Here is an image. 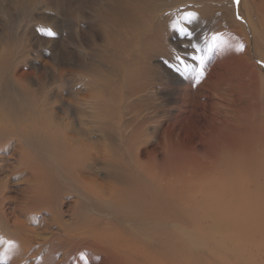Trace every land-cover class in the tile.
<instances>
[{
    "label": "rangeland",
    "instance_id": "374dc122",
    "mask_svg": "<svg viewBox=\"0 0 264 264\" xmlns=\"http://www.w3.org/2000/svg\"><path fill=\"white\" fill-rule=\"evenodd\" d=\"M134 5L146 9L143 17L156 31L150 29L157 46L146 59L139 57V64L128 24L135 26L129 15ZM190 13L191 23L185 19ZM177 22L191 35H181ZM213 36L220 39L214 42ZM258 51L264 54V0H0V92L43 104L42 115L60 132L59 123L69 124L70 131L62 133L80 141L75 163L62 146H38L25 170L14 159L0 158V264H44L48 252L50 264H113L100 252H88L76 263V250L56 248L69 234L66 228L94 219L118 227L111 234L116 239L108 238L119 254L115 264H175L183 243L190 250L183 246L188 251L182 259L190 251L191 256L176 264L263 263L264 59ZM177 56L188 65L186 72ZM195 56H202L203 64ZM248 60L260 76L250 73ZM138 66L148 70L146 82L136 80ZM38 136L39 144L45 138L52 142ZM16 143L5 155L13 154ZM145 169L153 173L146 181L183 176L184 187L175 194L179 206L172 193L153 204L161 210L157 218L181 212L180 227L161 218L159 226L156 219L143 229L135 218L112 219L120 213L116 201L123 189L143 178L138 170ZM37 177L49 180L47 205L32 198ZM135 200L132 205L139 207ZM131 210L123 208L125 214ZM20 237L31 243L25 256L14 247ZM167 242L177 248L175 256Z\"/></svg>",
    "mask_w": 264,
    "mask_h": 264
},
{
    "label": "bare ground",
    "instance_id": "6f19581e",
    "mask_svg": "<svg viewBox=\"0 0 264 264\" xmlns=\"http://www.w3.org/2000/svg\"><path fill=\"white\" fill-rule=\"evenodd\" d=\"M247 3H245V5H246ZM244 6V5H243ZM247 6V5H246ZM132 8V9H131ZM130 9H131V11H130V18H131V21L135 24V26H132V24H131V22H128V24L131 26V28H133L132 29V32L134 33V35H133V39H134V46H135V50H136V58H135V64H139V57H144L145 59L147 58V55H149V52L153 49V48H155L157 45L155 44V42L154 41H156V34H153L152 32H154V33H156V31H155V28L153 27V23H149L147 20H145L144 19V14L145 13H147V11H146V9H143V10H141L140 11V8L139 7H137V5L135 6H131L130 7ZM153 10V9H152ZM151 10V11H152ZM149 15L150 14H152L151 12L150 13H148ZM147 14V15H148ZM150 19V18H149ZM158 26V25H157ZM252 26V25H251ZM127 27V26H126ZM151 28H153L154 30L151 32L150 31V29ZM125 28L123 27V25H121V32L124 30ZM146 31H150V34L151 35H149V32H148V34L146 33ZM123 39V38H122ZM120 40V39H119ZM123 41V40H122ZM131 41V40H130ZM133 41V40H132ZM258 40H256L255 41V48L257 47V42ZM125 42H127V40L125 41ZM119 43V42H118ZM123 44V43H122ZM126 44V43H125ZM131 45V44H130ZM124 46H126V45H124ZM134 46H133V48H134ZM130 47V46H129ZM121 48V47H120ZM160 48V47H159ZM158 49V48H157ZM157 49H156V51H157ZM138 50H140L139 52H137ZM153 53V52H152ZM258 56L259 57H261V58H263L264 59V54L262 53V52H260V51H258ZM145 59H143V60H145ZM250 65V68L252 67L253 68V70H252V72H251V70H250V73L252 74V75H254V76H260L259 75V70L258 69H256L255 68V66L248 60V62H247V65ZM136 68V67H135ZM134 68V69H135ZM249 68V69H250ZM133 69V70H134ZM133 73V72H132ZM135 78H136V80H139L140 82H146L147 80H148V77H149V74H148V70L147 69H143V68H139V66H138V68L136 69V72H135ZM256 78H258V77H256ZM260 80H262L263 81V84H264V80L262 79V77L260 76ZM27 96H25L24 98H22V96L20 97L21 98V102L20 101H18V100H16V98L15 97H13V96H11V94H10V92L9 91H5V92H3V90H1V92H0V158L2 159V161H6L7 162V160L8 159H14L15 160V162L16 163H18V166L20 167H18V169H20V170H25V167L28 165L29 166V164H31V162H32V158H31V155H30V152L32 151V150H37V147L38 146H45V147H49V148H51V149H53L54 147H57V146H62V149H63V151H65V154L66 153H68L67 154V158H69L71 161H72V157H73V155H75L77 152V145L78 144H80V141H78L79 139H75L74 138V136H70V135H68V137H66L67 135H64L63 133L64 132H66V133H68L69 131H70V125L69 124H61V123H59L58 124V126L60 127V129H61V132H60V130H59V128L55 125V124H53L51 121H49L48 119H46L43 115H42V113L44 112V110H43V108H42V106H44L43 104H41V103H38L36 100L35 101H32V99H31V101H27V99L28 98H26ZM18 99V98H17ZM42 110H43V112H42ZM51 118V117H50ZM63 132V133H62ZM65 133V134H66ZM38 134L39 135H41V134H44V135H47V136H49V137H52V142H51V140H49L48 138H45L40 144H39V136H38ZM70 134V133H69ZM60 139H64L65 141H63L62 140V143L63 144H61V140ZM11 140H13L12 142H11ZM2 141H4V143L3 144H1V142ZM84 141V140H83ZM13 142H17L16 143V148L14 149V151H13V154H11V155H5L6 153H8L10 150H11V144L13 143ZM65 142V143H64ZM83 143V142H82ZM85 143V142H84ZM83 143V144H84ZM83 144H82V146H83ZM76 145V146H75ZM79 147V146H78ZM84 147H85V144H84ZM55 149V148H54ZM76 152V153H75ZM5 155V156H4ZM78 155V154H77ZM74 161V160H73ZM72 161V162H73ZM74 163H75V161H74ZM69 164V163H68ZM6 164H4L3 166H2V168L5 166ZM26 165V166H25ZM68 166V165H67ZM143 167V166H142ZM27 170V169H26ZM15 171H17V168H16V170ZM14 171V172H15ZM138 171H140L141 172V174L143 175V178H141V177H138V179H136L135 178V180H132V181H130V182H128L127 184V186L123 189V193L124 194H120L121 196H123L122 197V199H120V200H117L116 202L119 204H117L116 205V207H117V209H119L120 210V213H115V216L112 218L113 220H114V222L116 221V223H118L119 221H120V219L123 221V222H128V221H132L133 222V218H135V219H137V220H139V222H140V224H141V228L143 229V227H145L146 228V226H148V228H149V226L152 224V223H155L156 222V219H157V222L156 223H158V226L160 225L159 224V218H161L162 220H160V222H165L167 225L170 223V222H172L171 224H174L175 223V226H177V227H180V223H182V222H184V221H182V217H181V219H180V217H179V215L181 214V212H180V214L179 215H176V216H178V217H176V216H170V215H165L164 217H163V215H162V217H159V218H157L158 216V213L159 212H161V210L158 208V207H156V206H153V204L155 203V202H158V200L159 199H161L163 196H164V198L168 195H170V193H172L173 194V198H174V203L176 204L175 206L177 207V206H179V204H180V202H181V197L180 196H178V195H175V194H178L179 192H181L182 191V187H184V185H183V176L182 175H180L179 173L178 174H176L175 176H174V178H151L150 180H148V181H146V179L147 178H145V177H148V176H150V175H152L153 173L151 172L152 170L151 169H145V171L143 170V173H142V171L141 170H138ZM21 172V171H20ZM19 172V173H20ZM19 173H17V174H19ZM127 175V174H126ZM149 178V177H148ZM40 178L39 177H37L36 178V180H39ZM251 181H252V179H250ZM145 181V182H144ZM1 183V182H0ZM49 184V180H46V178H41L40 179V182L39 183H36L35 184V186L33 187V188H31L30 187V189H31V193H32V198L34 199V201H38V202H42L43 204H45V205H47L48 204V199H49V192H47V190H46V186H49L48 185ZM185 184V183H184ZM193 184V183H192ZM123 186H124V184H123ZM188 186H190V185H188L187 184V188H188ZM171 194V195H172ZM127 195V196H126ZM170 195V196H171ZM169 198V200L171 199V201H172V198H170V197H168ZM125 199V200H124ZM137 200V201H139L138 203L140 204V206L139 207H134L133 205H132V200ZM211 199V198H210ZM213 199V198H212ZM211 199V200H212ZM124 200V201H123ZM135 200V201H136ZM168 200V199H167ZM121 202H123V203H121ZM165 202V201H164ZM162 202L163 203V206H164V204L167 202ZM203 202V201H202ZM206 202H208V201H206ZM170 203V202H169ZM173 203V202H172ZM174 203H173V206H174ZM212 203V202H211ZM219 203H222V202H220L219 201ZM225 203V205H228V204H226L227 202H224ZM160 204H161V202H160ZM160 204L159 205H157V206H160ZM166 204H168V203H166ZM214 205V204H213ZM222 205H224L223 203H222ZM220 206V205H219ZM218 206V208H220ZM166 207V206H165ZM168 207V206H167ZM170 207V206H169ZM168 207V208H169ZM211 207H213V206H211ZM222 207V206H221ZM227 207V206H226ZM123 208H126V209H128V210H131L132 212L130 213V214H125L124 212L125 211H123ZM121 209H122V211H121ZM164 209V208H163ZM163 209H162V211H163ZM171 209H172V207H171ZM191 209V208H190ZM215 209V208H214ZM167 210H169V209H167ZM176 210V209H175ZM166 211V210H165ZM170 211V210H169ZM179 211V210H178ZM190 211V210H189ZM219 211V210H218ZM164 212V211H163ZM173 212V211H172ZM176 213H177V211H175ZM188 212V211H187ZM192 212V211H191ZM216 212V211H215ZM214 211L212 212V214L213 213H215ZM137 214V217H135L136 215L135 214ZM174 213V212H173ZM199 214V213H198ZM217 215V217H218V214H216ZM213 218H215V214H213V215H211ZM175 217H176V219H175ZM224 217V216H223ZM204 218H205V216H204ZM228 218V217H227ZM194 219V218H193ZM179 220V221H178ZM183 220H185V218H183ZM216 220V219H215ZM221 220H222V218H221ZM229 220V219H228ZM87 221H89V220H87ZM182 221V222H181ZM186 221V220H185ZM231 221V220H230ZM227 222L228 224L230 223V224H232V221L231 222ZM86 221H83L82 220V224H81V222H77V223H80L77 227L75 226V229H73L72 228V230H70V231H67V229L69 228H66V232H69V234H67L66 232H64V233H66L65 234V240H64V242L62 243V244H58V245H56L55 247L56 248H61V247H64L65 249H67V247H69L70 248V250H71V252H72V250L73 251H75L76 250V254H77V256L78 257H76L77 258V260H76V263L78 262V260L80 261L81 259H80V257L81 256H83V258H85L86 256H87V254H88V252L90 253V254H92L93 255V252H97V253H104V254H106L107 255V257L108 258H110L111 260H112V262H113V264H115L116 262H117V260H115L116 258V256L117 255H119V254H117V251L116 250H114V248H112V244H110V239H108L110 236H111V234H113L112 232L114 231V232H116V233H118V227L117 226H115L113 223H110V222H108L106 225H103L102 224V222H101V219L100 220H97V219H94L93 221H90V222H88V224H87V222L85 223ZM198 222V221H197ZM210 222V221H209ZM216 222H219V220L217 221H215V225L217 224ZM224 222H225V220H224ZM223 222V223H224ZM206 223V222H205ZM221 223V222H220ZM208 224V223H207ZM210 224V223H209ZM222 224V223H221ZM226 224V223H225ZM224 224V225H225ZM228 224H226L225 226H223L222 228L223 229H226V227H228L229 225ZM103 225V226H102ZM163 225V224H162ZM161 225V226H162ZM170 225V224H169ZM188 225V224H187ZM190 225V224H189ZM203 225H205V224H203ZM218 225V224H217ZM228 225V226H227ZM234 225V224H233ZM232 225V226H233ZM194 226V225H193ZM196 226H197V224H196ZM221 226V225H220ZM163 227H165V226H163ZM204 227V226H203ZM225 227V228H224ZM116 228H117V230H116ZM158 228V227H157ZM161 228V227H160ZM165 228H167V227H165ZM189 228V227H188ZM187 228V229H188ZM207 228V227H206ZM218 228V227H217ZM231 228V227H230ZM65 229V228H64ZM191 229V228H190ZM200 229V228H199ZM213 229V228H212ZM219 229H220V227H219ZM229 229V228H228ZM232 229V228H231ZM250 229V228H249ZM255 229V228H254ZM116 230V231H115ZM159 230H161V229H159ZM234 230V229H233ZM256 230V229H255ZM262 230V229H261ZM260 230V231H261ZM144 231V230H143ZM145 231H147V230H145ZM155 231V230H154ZM167 231V230H166ZM191 231V230H190ZM252 232L251 233H253L254 232V230H251ZM71 232V233H70ZM176 231H174V236H173V239H174V237H175V234L177 235V232L175 233ZM233 232H235V231H233ZM244 232H248V231H246V230H244ZM262 232V231H261ZM63 233V234H64ZM152 233V232H151ZM166 233H168L169 235H170V233L169 232H166ZM171 233H173V232H171ZM198 233H200V232H198ZM178 234H179V232H178ZM181 234H183V233H181L180 232V235ZM206 233H204V235H205ZM246 234V233H245ZM254 234V233H253ZM114 235H116V234H114ZM164 235H167V234H164ZM188 235V234H187ZM201 235H203L202 233H201ZM252 235V234H251ZM262 235V234H261ZM168 236V235H167ZM185 236V235H184ZM207 236V235H206ZM206 236H202V237H206ZM211 236V235H210ZM259 236V235H258ZM113 237H115V236H111L110 238H113ZM116 237H117V235H116ZM116 237H115V239H116ZM120 237V236H119ZM130 237V236H129ZM154 237V236H153ZM178 237H180V236H178ZM262 237H263V235H262ZM261 237V238H262ZM182 239L181 240H183V236L181 237ZM251 238V237H250ZM254 238V237H253ZM56 239V238H55ZM118 239V238H117ZM120 239V238H119ZM197 239V238H196ZM208 239V238H207ZM233 239H235V238H232V242H233ZM252 239V238H251ZM250 239V240H251ZM59 240V239H58ZM60 240H61V238H60ZM78 240V241H77ZM109 240V241H108ZM181 240L179 239V245H180V243H181ZM185 240H186V237H185ZM198 240H200L199 238H198ZM228 240V239H227ZM230 240V239H229ZM62 241V240H61ZM112 241H115L114 239H112ZM111 241V242H112ZM123 241V240H122ZM184 241V240H183ZM188 241V240H187ZM231 241V240H230ZM248 241V240H247ZM25 240L22 238V237H20V240L18 239V240H16L15 241V243L16 244H20V245H18V246H14V247H19L18 248V250H19V252H22V254L25 256L27 253H28V244H29V242H28V240L25 242ZM55 242H56V240H55ZM109 242V243H108ZM128 242V244H131V241H127ZM126 242V240H125V242L124 243H127ZM173 242V241H172ZM175 242V241H174ZM234 242H235V240H234ZM243 242H244V240H243ZM14 243V244H15ZM108 243V244H107ZM123 242H122V245H125ZM183 243V242H182ZM188 242H185V244H187ZM216 244H217V242H215ZM231 243V242H230ZM13 244V243H12ZM31 244V243H30ZM29 244V245H30ZM53 244V243H52ZM120 244V243H119ZM163 244V243H162ZM166 244V243H165ZM167 244H168V242H167ZM177 244V243H176ZM184 244V243H183ZM182 244V248L179 250L178 249V251H180L181 252V250L183 249V245ZM190 244V243H189ZM189 244H188V246H189ZM213 244H214V242H213ZM215 244V245H216ZM219 244V243H218ZM218 244H217V246H218ZM234 244V243H233ZM237 244H239V243H237ZM237 244H234V245H236L237 246V249H239V247H241V246H239V245H237ZM244 244V243H243ZM50 245V244H49ZM169 246L171 245L170 243L168 244ZM173 245V244H172ZM178 245V244H177ZM223 245V244H222ZM225 245V244H224ZM222 246V249H223V247H226V245L225 246ZM233 245V246H234ZM240 245H242L241 243H240ZM262 245H263V243H262ZM21 246H22V248H24V246H26V248L23 250V251H21ZM119 246V245H118ZM128 246V245H127ZM126 245H125V247H127ZM162 246H164V245H162ZM165 246H167V245H165ZM232 246V245H231ZM232 246V247H233ZM239 246V247H238ZM247 246V245H246ZM250 246V245H249ZM249 246H248V248H249ZM264 246V245H263ZM50 247V246H49ZM124 247V246H123ZM129 248H130V246H128ZM168 247V246H167ZM170 247H172V246H170ZM174 247V246H173ZM172 247V248H173ZM185 248H186V246H184ZM205 247H207V246H205ZM219 247V246H218ZM242 247H244L245 248V246L243 245ZM68 248V249H69ZM171 248V249H172ZM207 248H209V247H207ZM215 248V247H214ZM221 248V247H220ZM236 248V247H235ZM11 249V248H10ZM176 249L177 248H175L174 247V253H172V256H175V252H177L176 251ZM186 249H189L190 250V248H186ZM186 249H185V252H184V249H183V251H182V253H178V255L179 254H181V260H178V261H180V262H182L183 260H186V259H188L187 258V256L189 255V256H191L190 255V252H189V254L187 253V255L186 254H184L183 256H186V257H184L185 259H182V254L183 253H186L187 251H186ZM210 249V248H209ZM246 249H247V247H246ZM246 249H244V250H246ZM252 249V248H251ZM223 250H227V249H223ZM250 250V249H249ZM253 250V249H252ZM255 250V249H254ZM261 249H259V251H260ZM120 251V250H119ZM213 251V250H212ZM248 251V250H247ZM251 251V250H250ZM256 251H258V250H256ZM258 251V253L260 254V252ZM263 251H264V248H263ZM35 252H37V250L35 251ZM51 252H53V251H51ZM173 252V251H172ZM209 252V254H210V251H208ZM216 252V251H215ZM249 252V251H248ZM121 253H125V252H121ZM168 253V252H167ZM169 253H170V250H169ZM212 253V255H213V257H217V255L216 256H214V254H216V253H218V252H216V253H213V252H211ZM240 253H241V251H240ZM253 253V252H252ZM256 253V252H255ZM38 254V253H37ZM174 254V255H173ZM220 254V253H219ZM246 254V253H245ZM262 254V253H261ZM260 254V255H261ZM54 255V254H53ZM63 255H64V259L62 260V263L65 261V259H66V256H67V254L66 253H63ZM128 255V254H127ZM171 255V254H170ZM169 255V256H170ZM244 255V254H243ZM251 255H254V253L253 254H250V256ZM257 255V254H256ZM46 259H45V261H44V264H50L51 263V259H49L50 257H52V254L51 253H47L46 255ZM198 256V255H197ZM197 256H196V258H197ZM247 256V255H246ZM54 257V256H53ZM126 254H125V259H126ZM129 257H130V255H129ZM199 257V256H198ZM223 257H224V255H223ZM223 257H217V259H219V261H220V259L221 258H223ZM128 258V257H127ZM176 258V257H175ZM191 257H189V259H190ZM200 258V257H199ZM253 258L255 259V257L253 256ZM260 258V257H259ZM170 259V258H169ZM173 259V258H172ZM192 259L193 258H191V260L190 261H192ZM202 259V261H203V259H205V258H201ZM226 259H227V257H226ZM241 260H242V257L240 258ZM247 260L246 261H248V258H246ZM128 260V259H127ZM131 260V259H130ZM167 260V259H166ZM174 260V259H173ZM223 260H225V257H224V259ZM222 260V261H223ZM228 260V259H227ZM252 260V259H251ZM259 260V259H258ZM119 261H121L120 259H119ZM169 261V260H168ZM188 261V263H185V264H190V263H193V262H190L189 263V260H187ZM198 261H200V259H198ZM205 261H207V262H205ZM212 261V260H211ZM232 261V260H231ZM243 261H245V260H243ZM261 261H263V260H261ZM155 262V261H154ZM154 262H151V263H153V264H156V263H154ZM170 262V261H169ZM167 263V264H170V263ZM180 262H175V264L176 263H180ZM208 262H209V260L208 259H205L204 260V262H202V263H206V264H208ZM260 262V261H259ZM258 262V263H259ZM102 263V262H101ZM100 263V264H101ZM121 263V262H120ZM164 264H166L165 263V260H164V262H163ZM162 263V264H163ZM198 263H200V264H202L201 263V261L200 262H198ZM213 263H214V261H213ZM249 262H247V264H248ZM251 263V262H250ZM264 263V262H263ZM263 263H261L260 262V264H263ZM161 264V263H160ZM172 264H174L173 262H172ZM182 264H184V263H182ZM210 264V263H209ZM224 264H226V262L224 263ZM227 264H229L228 262H227Z\"/></svg>",
    "mask_w": 264,
    "mask_h": 264
},
{
    "label": "snow or ice",
    "instance_id": "6c2138e0",
    "mask_svg": "<svg viewBox=\"0 0 264 264\" xmlns=\"http://www.w3.org/2000/svg\"><path fill=\"white\" fill-rule=\"evenodd\" d=\"M236 2L239 3V0H236ZM194 18H195V14H191V13L188 14L187 17H185V19H187L189 23H191L192 19H194ZM174 27H177V28H178V30H179V32H180L181 35H191V33H189V32L187 31L186 28L181 27V26L179 25V22H177V24L174 25ZM41 31H42V33H43L44 35H47V36H49V37H54V36L56 35V33L53 32L51 29H41ZM212 39H213V41L215 42V41H217L218 39H220V37H218V36H213ZM242 49H243V45H240V47H239L238 50H242ZM197 50L199 51V49H197ZM176 59H177V61L180 62V65H182L183 70L186 72L187 69H188V65L185 64V63L181 60V58H180L179 56H177ZM193 59L200 61L201 64H203V62H204V58H203L202 56H195V57H193ZM178 70H180L179 67H178ZM200 74H201V75L203 74L202 69H201V73H200Z\"/></svg>",
    "mask_w": 264,
    "mask_h": 264
}]
</instances>
